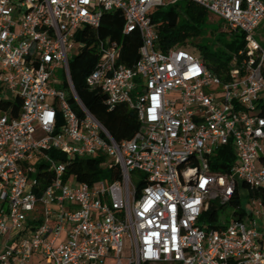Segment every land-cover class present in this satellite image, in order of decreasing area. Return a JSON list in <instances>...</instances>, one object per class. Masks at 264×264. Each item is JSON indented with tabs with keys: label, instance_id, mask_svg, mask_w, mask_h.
<instances>
[{
	"label": "built area",
	"instance_id": "built-area-1",
	"mask_svg": "<svg viewBox=\"0 0 264 264\" xmlns=\"http://www.w3.org/2000/svg\"><path fill=\"white\" fill-rule=\"evenodd\" d=\"M181 1L243 35L225 80L186 48H156L148 14ZM106 12L141 37L132 68L105 43L86 78L109 110L136 112L140 128L121 144L83 106L69 70L76 33ZM262 20L264 0H0V86L12 99L0 100V264H264V49L253 35ZM59 68L68 98L50 87ZM227 147L233 161L212 172ZM86 158L117 166L120 179L67 175ZM227 205L229 221L219 215Z\"/></svg>",
	"mask_w": 264,
	"mask_h": 264
},
{
	"label": "trees",
	"instance_id": "trees-1",
	"mask_svg": "<svg viewBox=\"0 0 264 264\" xmlns=\"http://www.w3.org/2000/svg\"><path fill=\"white\" fill-rule=\"evenodd\" d=\"M208 12L198 5L181 1L174 5L153 9L148 17L157 35L156 48L167 51L170 48H192L206 67L222 80L228 71L232 55L245 46L242 34H234L235 40L225 44L222 51H211L207 45L194 43L204 31ZM124 18L119 12L103 13L96 29L83 27L75 35V41L81 43L78 54L69 60L70 77L75 92L86 110L108 131L112 139L121 144L131 140L139 130L140 124L135 111L126 105L115 106L109 110L104 104L105 97L99 89H91L86 84V78L95 69L99 57L100 46L105 43H117L120 46L118 64L132 68L139 59L141 37L138 31L128 35L123 34ZM21 101L17 98L11 104V115L16 117L20 110ZM10 104H3V108ZM51 157L60 156L55 151H48ZM63 161L65 159L62 158ZM233 161L231 147L217 151L211 162L212 172H225ZM102 158L75 159L67 167V175H74L76 181L92 185L106 179L112 182L120 179L119 168L113 166L111 170L102 167ZM264 163V159H262ZM237 205V199L231 202ZM235 216H240L236 213ZM210 228H216L218 214L212 207L205 216Z\"/></svg>",
	"mask_w": 264,
	"mask_h": 264
},
{
	"label": "rangeland",
	"instance_id": "rangeland-1",
	"mask_svg": "<svg viewBox=\"0 0 264 264\" xmlns=\"http://www.w3.org/2000/svg\"><path fill=\"white\" fill-rule=\"evenodd\" d=\"M207 19L208 20L204 25V31L202 36L194 43H202L203 45H207L211 51L220 52L224 49L225 44L232 42L236 38L234 35H230L225 31L224 21L220 20L215 15L209 13ZM253 35L255 41L259 44L262 49H264V20H262L259 26L254 30ZM80 47L81 43L79 41H75L73 43L72 49L68 52L70 60L78 54ZM191 50L192 48L190 47L189 51L192 52ZM193 54L198 56L197 52ZM64 83L65 76L63 70L59 68L53 73V76L50 81V87L55 91L63 92V94L68 98L69 91L64 87ZM7 94L8 93L5 92V89L1 88L0 86V100H12ZM139 178L140 177L137 173H132V181L134 183H137ZM102 181L106 182V179H102ZM106 184H108V182ZM241 206L243 209L247 210H249L250 208L249 204L245 200H241ZM234 211V207L227 205L219 210V215H221L222 218H225L226 221H229L233 218L232 213Z\"/></svg>",
	"mask_w": 264,
	"mask_h": 264
}]
</instances>
